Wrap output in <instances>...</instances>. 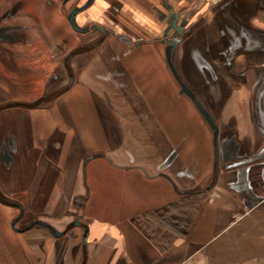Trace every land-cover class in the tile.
I'll return each mask as SVG.
<instances>
[{
    "label": "crops",
    "instance_id": "0c3cea01",
    "mask_svg": "<svg viewBox=\"0 0 264 264\" xmlns=\"http://www.w3.org/2000/svg\"><path fill=\"white\" fill-rule=\"evenodd\" d=\"M0 107V264H222L264 217V0H0Z\"/></svg>",
    "mask_w": 264,
    "mask_h": 264
},
{
    "label": "rangeland",
    "instance_id": "374dc122",
    "mask_svg": "<svg viewBox=\"0 0 264 264\" xmlns=\"http://www.w3.org/2000/svg\"><path fill=\"white\" fill-rule=\"evenodd\" d=\"M1 108V107H0ZM257 212H264V200L260 201L254 208ZM243 225L253 228L251 231L245 232L242 237H245L247 243L241 242L239 237L233 242L234 246L223 248V263L222 264H264V237L261 236L262 227L264 228L263 216H248L247 221H243ZM182 226V225H180ZM260 230L256 235L255 229ZM253 236L255 238H251ZM264 236V235H263ZM230 243V242H228Z\"/></svg>",
    "mask_w": 264,
    "mask_h": 264
},
{
    "label": "flooded vegetation",
    "instance_id": "af4514ba",
    "mask_svg": "<svg viewBox=\"0 0 264 264\" xmlns=\"http://www.w3.org/2000/svg\"><path fill=\"white\" fill-rule=\"evenodd\" d=\"M77 14V12L76 11H74L73 13H72V15H73V17H75V15ZM172 26V25H171ZM174 27L176 26V30H179V31H181L182 29H183V25H173Z\"/></svg>",
    "mask_w": 264,
    "mask_h": 264
},
{
    "label": "water",
    "instance_id": "95a60500",
    "mask_svg": "<svg viewBox=\"0 0 264 264\" xmlns=\"http://www.w3.org/2000/svg\"><path fill=\"white\" fill-rule=\"evenodd\" d=\"M74 18V17H73Z\"/></svg>",
    "mask_w": 264,
    "mask_h": 264
}]
</instances>
